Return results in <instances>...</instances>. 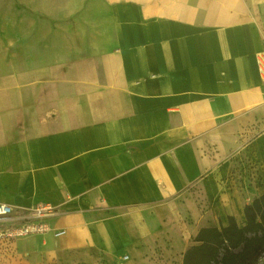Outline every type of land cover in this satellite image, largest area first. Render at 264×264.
<instances>
[{"label": "crops", "instance_id": "obj_1", "mask_svg": "<svg viewBox=\"0 0 264 264\" xmlns=\"http://www.w3.org/2000/svg\"><path fill=\"white\" fill-rule=\"evenodd\" d=\"M261 53L264 0H0V202L65 230L1 262L184 264L202 228L246 225Z\"/></svg>", "mask_w": 264, "mask_h": 264}, {"label": "trees", "instance_id": "obj_2", "mask_svg": "<svg viewBox=\"0 0 264 264\" xmlns=\"http://www.w3.org/2000/svg\"><path fill=\"white\" fill-rule=\"evenodd\" d=\"M247 223L202 228L184 255V264H240L264 248V194L247 205Z\"/></svg>", "mask_w": 264, "mask_h": 264}, {"label": "built area", "instance_id": "obj_3", "mask_svg": "<svg viewBox=\"0 0 264 264\" xmlns=\"http://www.w3.org/2000/svg\"><path fill=\"white\" fill-rule=\"evenodd\" d=\"M258 67L264 74V53L259 55ZM57 214V208L48 203L14 208L0 202V249L7 251L15 241L33 234L63 235L65 230L53 229L52 219Z\"/></svg>", "mask_w": 264, "mask_h": 264}, {"label": "rangeland", "instance_id": "obj_4", "mask_svg": "<svg viewBox=\"0 0 264 264\" xmlns=\"http://www.w3.org/2000/svg\"><path fill=\"white\" fill-rule=\"evenodd\" d=\"M1 248V247H0ZM11 255V257H9L10 259H15L16 255L14 254H9ZM9 264V261L5 260V262H1L0 260V264ZM240 264H264V248L260 249L257 254H255L254 256L246 259L244 262H241Z\"/></svg>", "mask_w": 264, "mask_h": 264}]
</instances>
